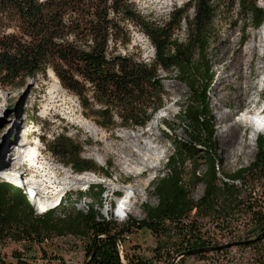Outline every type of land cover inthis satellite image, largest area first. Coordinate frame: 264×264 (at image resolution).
<instances>
[{"label": "trees", "instance_id": "obj_1", "mask_svg": "<svg viewBox=\"0 0 264 264\" xmlns=\"http://www.w3.org/2000/svg\"><path fill=\"white\" fill-rule=\"evenodd\" d=\"M233 10L243 21L242 44L248 27L257 29L264 23V11L256 0H188L174 6L163 19L141 14L131 0H0V89L23 87L26 79L45 78L51 69L98 126L132 131L145 128L165 105L170 97L165 82H179L188 90L185 107L175 115L188 123V139L168 135L172 151L166 158V173L151 182L158 200L154 206L142 203L144 219L127 216L118 224L112 214L110 218L102 215L100 201L105 189L100 183L76 193L75 201L88 197L97 200L96 205L67 209L60 201L58 207L38 214L23 189L0 181V243L13 240L30 245L70 235L87 239V264H153L140 257L122 262L115 238L109 237L122 241L123 234L136 227L164 237L163 249L158 245L155 250H164L166 260L174 258L166 245L174 236L178 238L175 256L199 248L215 250L211 239L202 233L197 216L227 218L242 202L236 183L241 184L244 174L264 178V138L258 136L254 161L224 173L217 184L222 160L210 107L215 77L210 49L217 41V19L231 16ZM124 22L139 28L149 40L153 47L149 60L114 51L117 42H128L122 37ZM182 30L184 36L179 38ZM47 147L75 173L111 175L107 167L82 157L81 146L64 134L47 141ZM201 147L206 169L202 174L193 171L192 178L185 181L182 167L187 161L197 166ZM198 180L205 187L195 200L189 187ZM259 216L260 235L264 233V213L260 211ZM203 252L207 251L180 258L183 262ZM0 264L4 262L0 260ZM252 264H264V257Z\"/></svg>", "mask_w": 264, "mask_h": 264}, {"label": "rangeland", "instance_id": "obj_2", "mask_svg": "<svg viewBox=\"0 0 264 264\" xmlns=\"http://www.w3.org/2000/svg\"><path fill=\"white\" fill-rule=\"evenodd\" d=\"M131 1L133 8L141 14L163 19L174 6H181L188 0ZM256 3L264 11V0H256ZM232 14L217 19V41L210 49L211 63L215 71L210 90V107L216 129L217 153L222 160L217 172L218 185L224 179L222 176L224 173H232L248 167L254 161L257 152V138L258 136L264 138V132H260L251 141L245 134L228 142L229 135L224 140L222 134V131L229 126L230 120L244 109L245 101L252 92H254V102L251 106L254 108L253 112L260 111L261 100L254 107L258 95L264 96V30L260 31V27L257 29L248 27L247 38L241 44L243 21L238 17L237 10H233ZM189 15H192V9H189ZM122 25L126 29L125 36L122 37L123 39L127 37L128 42L125 44L117 42L114 45V51L120 54H133L140 59L149 60L153 56V47L145 34L131 24L124 22ZM183 36L182 30L178 33V37ZM50 71L52 70H47L45 78L38 75L35 78L26 79L23 87L0 89V181L12 183L2 176L1 170L19 162L17 158L11 157V150H5L6 144L7 146L12 145L14 136L11 134L23 135L31 144L39 143L41 153L38 157V165L41 168L38 166L35 168L26 160L21 171H27L24 173L26 176L31 175L40 182L48 177L54 180L53 186L52 183L43 182L41 185L43 193L50 194L58 190L64 185L63 179L67 175L73 178L88 173H75L70 166L63 164L49 151L47 141L64 134L81 146L82 157L93 160L98 166L107 167L111 175L106 177L89 172L95 175L92 181L81 187L66 188L59 202L64 201L67 209L76 207L78 210L85 209L88 204L96 205L97 200L88 197L75 201L76 193L84 192L92 183H100L105 189L100 201L102 203L101 213L104 216L110 218L112 214L113 220L118 224L124 223L127 216L136 221L144 219L145 212L142 209V203L154 206L158 200L151 182L155 177L166 173L164 167L166 158L172 151V143L168 135L188 139L185 132L188 123L175 116L185 107L188 90L179 82H165V88L169 91L170 97L160 109L162 111L159 110L151 118L152 121L154 117L160 116L155 128L149 126L150 121L145 128L135 131L122 128L106 130L98 126L93 118L87 115L88 112L83 109L77 96L57 82L50 75ZM54 82L58 84L57 89H54ZM261 112L264 116V111ZM223 114L225 118L222 117ZM226 115H230V120L226 118ZM74 117L84 120L88 128L81 126ZM237 130L240 133L243 126L238 124ZM11 136L12 141H10ZM147 140H153L155 145L160 147L163 151L161 158L155 168L144 170L139 175H133L129 171L135 167L137 162L135 160L138 156L128 152L125 146L127 143L135 144L134 148L138 150ZM239 145L242 147L237 149ZM204 151L201 147L197 156V166L190 161L183 165L182 172L185 181L192 178L193 171L197 174L205 171L206 166L202 159L206 155ZM3 162L5 163L2 166ZM146 179L148 181L142 193L132 197L131 210L117 216L116 207L120 198L126 193L125 185ZM243 181L241 180V184L236 183L240 188L238 197L242 202L233 208L230 216L227 218L197 216L202 233L211 239L213 246L217 247L215 250L188 256L182 262L180 257L175 256L174 249L178 238L174 236L166 244L171 249L174 258L166 260L164 250L159 253L155 250L158 245L163 249L164 237L154 235L147 228L134 227L131 232L123 234L122 241H120L121 258L126 261L128 257H140L152 260L153 264H172L174 259H176L175 264H252L261 259L264 257V234L259 236L260 229L257 221L260 219V211L264 213V178L259 174H244ZM204 187L202 180L190 185L191 197L198 200L202 196ZM111 203H114L113 207ZM31 204L38 214L49 209L39 211L33 202ZM87 244V239L70 235L52 237L43 243L33 242L30 245L24 241L7 240L0 243V260L4 264H84L87 260Z\"/></svg>", "mask_w": 264, "mask_h": 264}, {"label": "bare ground", "instance_id": "obj_3", "mask_svg": "<svg viewBox=\"0 0 264 264\" xmlns=\"http://www.w3.org/2000/svg\"><path fill=\"white\" fill-rule=\"evenodd\" d=\"M263 30H264V23L260 26V31H263ZM50 75L53 76L57 82H59L58 78L54 75V73L52 71H50ZM51 80H53V79H51ZM57 82L56 83L54 82V84H55V85H53L54 89H57V87H58ZM50 88H52V87H50ZM59 89H60V87H59ZM50 90L51 89H49V91ZM253 102H254V92H252L248 96V98L246 99L244 109L241 110L240 112H238L233 119L230 120V115H226V118L230 120V123H229V126L227 127V129L222 131V134L224 136V140H226V137L228 135H229V139H228L229 141L228 142H231L232 139H237L240 137V135L246 134L249 141H251L254 139L255 135H257L260 132H264V116L261 115V113H262L261 111H263V110L260 109V111H258V112L257 111L253 112L252 108H251ZM43 106H44V104H43ZM45 107H46V105H45ZM43 109H45V108L43 107ZM161 111L162 110H160V112ZM43 112H45V110H43ZM159 117H154L152 119V121L149 123V126L152 128H155V126L157 125ZM222 117L225 118V114H223ZM75 120L81 126L88 128V124L84 120H79L78 118H75ZM238 124H241L243 126V130L240 133L237 130ZM92 126H94V124H92ZM11 135L14 136L13 141H12V136L10 137V141H12V145L8 144V146H7V144H6L5 150H8V149L11 150V157L13 159L17 158L19 162L13 163L9 167L2 168L1 174L5 179H7L13 183H21L23 185V187H22L23 191L25 192V189H26L28 194L31 196V199H29L30 202L31 203L33 202L39 211H44L48 208L51 209V208L57 207L59 204V200H60L61 196L63 195L64 190L66 188H68V187H81L82 185H84L86 183H90V181H92V179L94 178L95 175H93L92 173H89V172L84 173L82 175H78V176L73 177V178L67 175L63 179L64 185L62 187L58 188V190H55L53 193H50V194L45 193V192L43 193V191L41 189V185L43 184V182L47 181L49 183H52V186H53L54 180L52 181L51 178L46 177L47 179L43 180V182L42 181L40 182V181H37L34 177H31V175L26 176L24 173H26L27 171L26 172L21 171L26 160L28 162H30L31 165L34 166L35 168H37V166L39 168H41V166L38 165L39 164V158L38 157H39V154L41 153L39 150V143L34 142L33 144H31L26 139V137H24L23 135H21V136L20 135L18 136L15 134H11ZM134 147H135V144H128V143L125 146V149H127L128 152H131L132 154H135L138 156V159L135 160V162L137 161L135 164V167L133 168V170L129 171L131 174L139 175L144 170L153 169L157 166L163 151L160 149V147H157L155 145L153 140L152 141H150V140L144 141L142 143V145L138 148V150H135L136 148H134ZM241 147L242 146L239 145L237 149H239ZM130 154H129V156H130ZM125 158H127V157H125ZM4 163L5 162H3L1 165L3 166ZM23 176H24V178H23ZM147 181H148V179H146L145 181L142 180L141 182L137 181L138 183L137 182L136 183H129V184L127 183L125 185L126 193L120 198L119 204L116 207L117 216H120L123 213H125L126 211L131 210L130 202L132 200V197L136 196V195H140L142 193L141 191L146 186ZM56 188H57V186H56Z\"/></svg>", "mask_w": 264, "mask_h": 264}, {"label": "water", "instance_id": "obj_4", "mask_svg": "<svg viewBox=\"0 0 264 264\" xmlns=\"http://www.w3.org/2000/svg\"><path fill=\"white\" fill-rule=\"evenodd\" d=\"M264 233H262V234H260L259 236H262ZM109 237H114L115 238V240H116V243H117V248H118V254H119V257H120V259H121V261L122 262H124V260L121 258V253H120V248H119V246H118V244L120 243V240L118 239V238H116L115 236H113V235H109ZM213 248H199V249H196V250H189V251H187V252H184V253H181V254H179L177 257H181V256H184V255H188V254H194V253H196V252H200V251H208V250H212ZM93 254V253H92ZM91 254V255H92ZM90 258V257H89ZM175 261H176V259H174L173 260V262H172V264H175ZM87 262H88V259L86 260V262L84 263V264H87Z\"/></svg>", "mask_w": 264, "mask_h": 264}, {"label": "built area", "instance_id": "obj_5", "mask_svg": "<svg viewBox=\"0 0 264 264\" xmlns=\"http://www.w3.org/2000/svg\"><path fill=\"white\" fill-rule=\"evenodd\" d=\"M118 246H119V248H121V245H120V243L118 244Z\"/></svg>", "mask_w": 264, "mask_h": 264}]
</instances>
